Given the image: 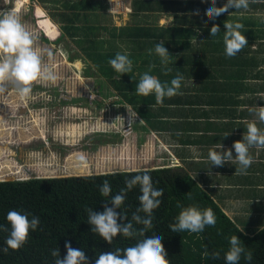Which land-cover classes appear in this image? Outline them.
<instances>
[{"label": "crops", "instance_id": "obj_1", "mask_svg": "<svg viewBox=\"0 0 264 264\" xmlns=\"http://www.w3.org/2000/svg\"><path fill=\"white\" fill-rule=\"evenodd\" d=\"M92 1L97 5L101 0ZM102 1L107 2L108 9L107 14L104 10L98 13L101 14L100 20L111 17V9L117 12L113 1L111 4L107 0ZM114 2L127 10L123 13L124 25L114 28L98 25L138 34L140 44H131L129 58L135 63L142 60L149 67L155 65L158 69H150L149 74L162 83L170 84L178 74L184 77L180 94L165 97L160 105L156 103L154 94L147 97L135 94L141 77H136L132 70L133 78L128 81L133 84L126 85L125 90L115 87V92L122 93L125 98L122 101L125 107L119 102V110L112 109L113 105L102 109L97 102L95 109L99 110L98 114L107 116L108 127H102L104 133L115 135L116 139L123 138L126 152L140 150L141 158H137V162L127 159L131 169L124 171L163 169L168 168L170 161H176L181 170L195 177L199 186L210 194L242 232L248 236L256 235L264 229V149H249L253 163L246 174H235L237 165L230 162L223 167H211L207 156L209 150L221 151L223 145L222 150L227 151L234 142L242 141L247 131L246 121L255 122L264 131V123L249 111L264 107V79L239 77L242 69L260 71L264 68V0H250L247 10L232 8L215 20H209L205 15L211 0L207 3L203 0ZM226 2L217 0V7ZM197 11L199 15H195ZM225 21L244 25L240 31L248 45L236 55L237 59L225 54ZM213 25L220 28L215 37L210 35ZM61 34L59 32L58 38ZM161 43L171 55L167 66L171 72L167 75L154 52L155 46ZM149 49L153 50L152 55H149ZM120 53L126 54L122 50ZM183 54L185 57H181ZM116 81L122 82L120 79ZM143 151H146L145 156H142ZM232 151L235 157V150ZM131 164H136V167L132 168Z\"/></svg>", "mask_w": 264, "mask_h": 264}, {"label": "trees", "instance_id": "obj_2", "mask_svg": "<svg viewBox=\"0 0 264 264\" xmlns=\"http://www.w3.org/2000/svg\"><path fill=\"white\" fill-rule=\"evenodd\" d=\"M39 2L45 3L40 0ZM65 8H68L69 13L63 14L61 21L57 22L62 25L60 39L69 37L75 41L80 51L92 59L100 74L115 81L113 84L117 89L125 90L126 85H132L133 82L128 81L132 73L123 74L120 78L122 82L116 81L118 74L109 64V60L121 52L118 48L120 42L139 46V35L129 30L118 31L100 25H89L91 17L98 21L101 15L98 13L108 9L106 1H98L96 5L92 0H70ZM81 23L87 27L81 30L77 26ZM145 171L151 176L154 188L163 189L164 193L160 197V207L153 210V227L147 230L145 237L150 238L157 234L163 237L161 242L167 252L166 259L169 264H225L224 255L230 248L229 240L233 235L240 239L245 251H250L253 256L252 261L248 262L242 255L239 264H264V229L254 236L246 235L210 194L181 169L34 177L28 180L0 182V225L8 227V231L0 230V264H54L55 258L51 256V250L59 248L63 258L66 255V241L70 242L74 249L83 250L90 264H95L100 253L134 246L143 237L125 238L121 234L113 239L112 244H108L98 234L92 233V226L87 222L86 208L102 212L104 203L126 188V179ZM104 180H108L111 186L109 197H103L99 191ZM140 194L139 186L126 191L124 203L117 210L126 213L128 221H131L133 213L139 207ZM178 204L182 207L195 206L200 210L211 208L216 217L215 226L206 227L199 234L187 231L172 232L169 225L176 222V217L181 211ZM10 210L28 213L29 220L33 215L39 217L40 223L35 231L30 230L27 242L20 249H9L5 253L2 249L6 247L5 241L11 230L6 219ZM132 223L136 230L144 227L135 221ZM205 250L209 252L207 258L203 256ZM214 251L220 253L219 259L212 257L211 253Z\"/></svg>", "mask_w": 264, "mask_h": 264}, {"label": "rangeland", "instance_id": "obj_3", "mask_svg": "<svg viewBox=\"0 0 264 264\" xmlns=\"http://www.w3.org/2000/svg\"><path fill=\"white\" fill-rule=\"evenodd\" d=\"M18 1L23 3L19 11L15 7ZM40 1L45 3L0 0V14L16 10L21 23L33 34V46L40 51L42 66L51 67L58 77L55 84L43 79L34 81L25 100H21L10 85L0 94V182L98 175L131 169L126 160L137 162V158H141L140 150L126 152L123 138L116 139L115 135L104 133L102 127L106 125L107 116L99 115V110L95 109L98 102L102 109L113 105L112 109L119 110V105L126 106L122 102L125 98L122 93L115 92V84L100 74L75 41L69 37L58 38L62 25L57 22L63 14L69 13L65 7L70 0ZM113 6L119 11L111 9L112 16L100 21L92 17L89 25L108 28L124 25L123 13L127 10L114 1ZM77 26L81 30L87 27L84 23ZM52 33L57 35L54 37ZM131 46L120 42L118 48L129 55ZM78 63L80 68L76 66ZM150 69L158 68L149 67L142 60L133 61L136 77ZM239 73L245 80L264 79V68L260 71L242 69ZM145 154L143 151L142 156ZM131 165L136 167V164Z\"/></svg>", "mask_w": 264, "mask_h": 264}, {"label": "clouds", "instance_id": "obj_4", "mask_svg": "<svg viewBox=\"0 0 264 264\" xmlns=\"http://www.w3.org/2000/svg\"><path fill=\"white\" fill-rule=\"evenodd\" d=\"M203 2L207 3L208 0H203ZM249 2L250 0H227L222 7H217V0H211V6L206 9L205 15L209 20H215L232 8L247 10ZM252 2H257V0H252ZM195 15H199V11ZM243 27L244 25L239 22L225 21L226 31L223 35V42L225 54L228 57L236 56L248 45L246 37L240 31ZM219 32V25H213L210 35L215 37ZM33 45V34L21 23L15 9L0 14V94H3L10 85L18 93L19 98L25 100L32 91L31 86L34 81L43 79L53 84L56 83L58 79L56 73L51 67L42 66L40 51ZM148 51L149 55H152L153 50ZM154 52L160 58L164 74L167 75L171 72V69L167 67L171 57L168 49L161 43L155 46ZM109 64L118 74L116 76L118 80L123 74L133 70V61L128 54L117 53L109 60ZM150 67H155V65ZM183 79L184 77L178 74L170 81V84L162 83L157 77L145 72L136 85L135 94L145 97L154 94L156 103L162 105L165 97L172 98L180 94ZM249 111L256 115L260 123H264V107L251 108ZM245 123L247 131L244 132L242 141L234 142L232 148L227 151L222 150L223 145L221 151L209 150L207 159L211 162V167H223L226 162H230L237 165L235 174L247 173V169L253 163L249 149L252 147L264 149V131H261L255 122L246 121ZM232 149L235 150V157ZM167 166L169 168L163 169H180V164L176 161H170ZM125 185V189H121L119 194L112 196L110 201L104 203L102 212L86 208L87 222L92 226L91 232L98 234L108 244H112L113 239L121 234L125 238L139 236L143 239L125 249L117 248L112 252L100 253L95 264H169V260L166 259L167 252L161 242L163 237L158 234L150 238L145 237L147 230L153 227V210L159 208L162 203L160 197L164 194L163 189L154 188L152 178L147 171L126 179ZM135 186H139L141 193L138 197L139 207L133 213L131 221H128L127 214L117 210L124 203L126 191L132 190ZM99 191L103 197L110 196L111 186L108 180L102 182ZM177 206L181 207V211L176 217V222L169 225L172 232L187 231L199 234L206 227H214L216 224V217L211 208L200 210L195 206L182 207L179 204ZM140 213L145 215L141 216ZM6 219L11 230L5 241L6 247L2 249L5 253L9 249H20L27 242L30 230L35 231L40 223L39 217L33 215L29 220L28 213L16 210H10ZM132 221L144 227L136 230ZM0 230L8 231V227L0 225ZM229 244L230 248L224 255L225 264H239L242 255L246 261H252V253L245 251L237 236H231ZM65 248L66 255L63 258L59 248L51 250L50 254L55 258L54 264H90L83 250L74 249L68 241L65 242ZM211 255L214 259L220 258L219 252L214 251ZM203 256L207 258L209 252L205 250Z\"/></svg>", "mask_w": 264, "mask_h": 264}, {"label": "bare ground", "instance_id": "obj_5", "mask_svg": "<svg viewBox=\"0 0 264 264\" xmlns=\"http://www.w3.org/2000/svg\"><path fill=\"white\" fill-rule=\"evenodd\" d=\"M16 3V2H15ZM22 5H23V3L21 2V1H18L16 4H15V7H16V10L17 11H19L21 8H22ZM117 11H118V9H116ZM114 12V11H113ZM52 36H54V34L52 33L51 34ZM57 34H55V36H56ZM54 36V37H55ZM78 68H80V64L78 63L77 65H76ZM83 159V158H82ZM80 166V165H79ZM78 167V166H77ZM50 168H51V166H50ZM49 168V169H50ZM61 168V167H60ZM53 169V168H52ZM62 171V170H61ZM78 173H81V169L79 170V172ZM5 175V174H4Z\"/></svg>", "mask_w": 264, "mask_h": 264}, {"label": "built area", "instance_id": "obj_6", "mask_svg": "<svg viewBox=\"0 0 264 264\" xmlns=\"http://www.w3.org/2000/svg\"><path fill=\"white\" fill-rule=\"evenodd\" d=\"M110 4L112 3L111 1H118V0H107Z\"/></svg>", "mask_w": 264, "mask_h": 264}]
</instances>
